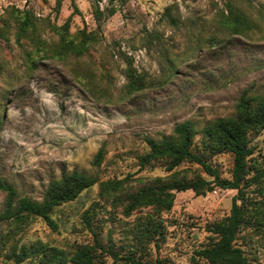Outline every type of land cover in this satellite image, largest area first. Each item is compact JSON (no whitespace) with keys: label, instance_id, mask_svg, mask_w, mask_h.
<instances>
[{"label":"rangeland","instance_id":"374dc122","mask_svg":"<svg viewBox=\"0 0 264 264\" xmlns=\"http://www.w3.org/2000/svg\"><path fill=\"white\" fill-rule=\"evenodd\" d=\"M229 9L245 15L250 28L238 34L228 29ZM0 28V176L19 197L36 201L62 173L84 171L97 179L52 211L54 231L36 217L1 223L0 264H15L11 254L21 246L39 242L71 250L90 243L92 232L102 244L110 233L115 248L128 247L126 229L152 209L125 218L124 195L168 175L162 161L139 167L138 158L148 152L145 140L170 136L183 121L199 132L235 116L244 90L264 95V0H0ZM83 34L96 38L85 53L65 50L64 42L77 43ZM248 140L250 186L244 190L249 202H261L264 129ZM210 161L230 178L229 153ZM176 170L209 179L193 164ZM107 180H124V191L101 193L100 182ZM235 195L218 188L199 196L175 193L171 210L159 214L165 233L158 254L150 246L146 258L207 264L195 252L213 241L207 228L229 214ZM4 202L0 192V213ZM235 243L251 264H264V212Z\"/></svg>","mask_w":264,"mask_h":264},{"label":"trees","instance_id":"16d2710c","mask_svg":"<svg viewBox=\"0 0 264 264\" xmlns=\"http://www.w3.org/2000/svg\"><path fill=\"white\" fill-rule=\"evenodd\" d=\"M223 23L234 34L243 33L250 28L249 19L235 9H229ZM28 19L20 22V30L25 31ZM4 33L0 28V40ZM96 40L92 34H83L79 42H64L65 50L79 56L85 53ZM131 84L135 85L134 79ZM135 89V88H134ZM236 115L219 118L204 125L198 132L191 121H183L173 128L170 136L159 140L146 139L148 152L138 158L140 168L152 162L162 161L168 175L155 178L154 182L126 192L121 204L122 215L129 218L135 212L150 208L152 212L137 217L128 227L129 244L121 250L115 248L110 233L106 244H102L92 232V241L73 247L71 250L47 246L39 242L30 246H21L11 254L15 264L27 259H36L38 264H173L158 255L147 259L149 247L153 246L158 254L160 242L164 238L165 225L159 214L169 212L173 206L174 194L192 191L195 195H204L215 188L235 190L229 214L222 220L211 224L207 231L213 241L202 247L195 255L207 264H251L243 251L236 245V239L243 227L254 223L264 212V199L261 202H249L244 189L250 186L248 175V157L252 153L249 146V134L264 129V95H250L244 90L238 98ZM199 135L200 148L194 151V139ZM232 156L230 178H222L210 158L219 153ZM102 159L99 151L92 161L98 167ZM182 164H193L209 177L199 175L187 178L176 170ZM97 183L96 177L84 171L73 170L62 173L58 179L51 181L41 200L19 197L16 189L0 176V192L5 195L4 209L0 213V224L12 222L20 225L27 218L41 219L51 230L57 229L52 219V211L75 200L84 190ZM124 180H107L100 182L101 193H118L124 189ZM124 191V190H123ZM84 221L91 230L90 217ZM92 231V230H91Z\"/></svg>","mask_w":264,"mask_h":264}]
</instances>
